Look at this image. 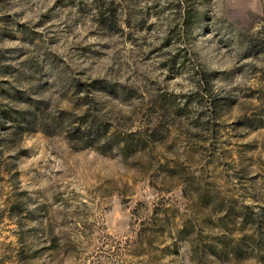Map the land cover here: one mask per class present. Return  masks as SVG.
I'll list each match as a JSON object with an SVG mask.
<instances>
[{
	"label": "rangeland",
	"instance_id": "rangeland-1",
	"mask_svg": "<svg viewBox=\"0 0 264 264\" xmlns=\"http://www.w3.org/2000/svg\"><path fill=\"white\" fill-rule=\"evenodd\" d=\"M0 264H264V0H0Z\"/></svg>",
	"mask_w": 264,
	"mask_h": 264
}]
</instances>
